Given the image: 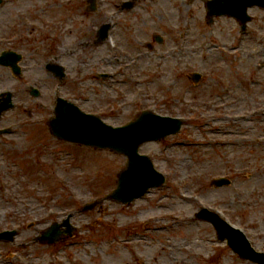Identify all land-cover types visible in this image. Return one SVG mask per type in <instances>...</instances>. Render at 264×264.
Listing matches in <instances>:
<instances>
[{
    "label": "rangeland",
    "instance_id": "1",
    "mask_svg": "<svg viewBox=\"0 0 264 264\" xmlns=\"http://www.w3.org/2000/svg\"><path fill=\"white\" fill-rule=\"evenodd\" d=\"M85 2L0 5V52L11 48L23 55L21 77L0 66V93L12 92L14 102L0 118L1 128L12 129L0 136V229L14 217L27 223L47 215L49 207L58 218L41 229L68 214L79 227L72 246L43 244L10 258L21 262L26 252L35 256L26 264H251L196 215L202 207L218 211L264 250V116L244 118L264 111V10L250 9L241 32L225 17L208 24L198 0L140 1L113 30L126 51L119 52L121 59L136 76L132 83L121 72L124 63L94 42L97 27L117 12L114 0H99L95 13H85ZM45 25L53 28L52 41L42 34ZM156 33L163 44L153 41ZM131 43L134 49L127 51ZM50 60L67 67L62 81L45 71ZM103 72L108 78L99 77ZM193 72L202 74L197 84L190 81ZM31 86L40 89L38 97L30 95ZM55 93L113 126L143 110L183 119L177 134L140 148L165 174V184L128 206L104 200L82 212L83 204L115 188L126 159L52 137L46 122ZM221 176L232 184L212 187ZM3 245L0 253L7 250Z\"/></svg>",
    "mask_w": 264,
    "mask_h": 264
},
{
    "label": "water",
    "instance_id": "2",
    "mask_svg": "<svg viewBox=\"0 0 264 264\" xmlns=\"http://www.w3.org/2000/svg\"><path fill=\"white\" fill-rule=\"evenodd\" d=\"M252 5L264 7V0H217L211 10L218 15L228 14L245 23L248 20L246 8ZM5 57L7 56L0 58V64L11 63L14 71L17 72L15 61L19 57L14 60ZM9 107H11L10 96L0 105V112ZM180 124L179 120L158 118L150 113H143L129 125L114 129L92 115L81 113L76 106L62 99L57 100L55 117L50 120L51 132L56 137L88 146L110 148L128 157L127 169L120 174L118 187L109 197L123 202H130L144 194L148 187L163 182V177L152 169L150 160L137 155L139 144L176 133ZM216 182L219 185L228 183L225 179ZM199 216L209 220L217 230L219 239H227L230 247L241 258L260 259V256L250 249L243 234L228 226L216 214L202 210ZM54 232L55 229L53 231L48 229L44 238H51Z\"/></svg>",
    "mask_w": 264,
    "mask_h": 264
},
{
    "label": "flooded vegetation",
    "instance_id": "3",
    "mask_svg": "<svg viewBox=\"0 0 264 264\" xmlns=\"http://www.w3.org/2000/svg\"><path fill=\"white\" fill-rule=\"evenodd\" d=\"M32 239L33 238H29L28 241H25L23 243H20L21 247L19 246V244L18 245H15L14 244L13 246H14V248H15L16 251H21L23 248H25V247H23L24 245H28L29 247L39 246V244H37V243L34 242L35 241V238H34V241ZM10 254L13 255V253H11V252H10ZM14 254H16V253H14Z\"/></svg>",
    "mask_w": 264,
    "mask_h": 264
}]
</instances>
